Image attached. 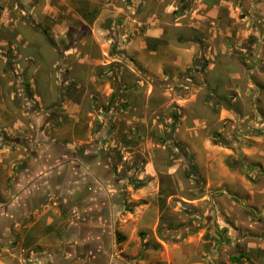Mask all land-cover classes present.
Masks as SVG:
<instances>
[{
    "label": "rangeland",
    "instance_id": "374dc122",
    "mask_svg": "<svg viewBox=\"0 0 264 264\" xmlns=\"http://www.w3.org/2000/svg\"><path fill=\"white\" fill-rule=\"evenodd\" d=\"M228 1L238 23L215 54L201 0H0V149L67 142L78 115L92 119L120 179L154 162L160 207L158 227L119 233L109 261L72 258L52 214L23 240L0 235V264H264V67L247 47L258 38L237 35L243 0ZM155 15L160 37L127 35ZM175 46L196 49L180 73Z\"/></svg>",
    "mask_w": 264,
    "mask_h": 264
},
{
    "label": "crops",
    "instance_id": "0c3cea01",
    "mask_svg": "<svg viewBox=\"0 0 264 264\" xmlns=\"http://www.w3.org/2000/svg\"><path fill=\"white\" fill-rule=\"evenodd\" d=\"M200 7L201 23L205 27L214 25L213 30L203 35L205 43L202 44L204 48L209 46V53L216 54L219 48L224 49L222 40H233L238 23L234 20V4L228 0H201ZM242 7L247 13L244 21L247 27L239 29L237 35L242 40L249 36L254 40L258 38L247 47L254 48L251 51L255 68L264 67V0H243ZM162 33L160 20L155 15L146 21L137 19L127 35L160 37ZM173 49L176 57L172 71H185L196 49L193 52L180 46ZM207 65L210 71L216 67V62ZM240 78L239 74L234 75V79ZM253 84L258 86V93L263 92L264 76ZM126 88L123 85L121 91ZM111 92L113 89L107 84V95ZM91 120L87 122L78 115L75 122L80 130L67 142L57 138L50 140L39 133L37 141L0 149V235L23 240L40 220L49 226L54 214L63 217L66 223L62 239L72 258L89 252L95 261L104 260L106 255L109 261L115 251L117 231L127 234L130 230L158 227V174L154 162L148 160L138 172V182L144 181L141 185L135 186L125 177L120 179L116 163L108 153L110 138L106 139V128L95 132ZM127 191L130 193L127 201L132 203L129 209L124 203Z\"/></svg>",
    "mask_w": 264,
    "mask_h": 264
},
{
    "label": "trees",
    "instance_id": "16d2710c",
    "mask_svg": "<svg viewBox=\"0 0 264 264\" xmlns=\"http://www.w3.org/2000/svg\"><path fill=\"white\" fill-rule=\"evenodd\" d=\"M142 183H144V181H140V182H136V183H134V185L135 186H139V185H141ZM117 234V239L118 240H121V236H120V234L117 232L116 233ZM146 244V243H145ZM242 258H246V259H249L250 257H249V255H247V254H244V253H239V255H235V256H233L232 257V260L234 261V262H239V261H241V259Z\"/></svg>",
    "mask_w": 264,
    "mask_h": 264
}]
</instances>
